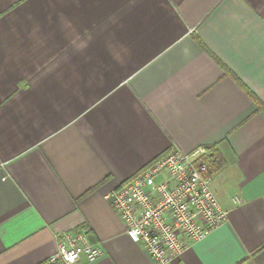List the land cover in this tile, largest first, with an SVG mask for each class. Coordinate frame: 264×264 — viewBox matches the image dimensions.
<instances>
[{
    "label": "crops",
    "instance_id": "crops-1",
    "mask_svg": "<svg viewBox=\"0 0 264 264\" xmlns=\"http://www.w3.org/2000/svg\"><path fill=\"white\" fill-rule=\"evenodd\" d=\"M207 145L228 221L167 264H264V0H0V264H160L104 195Z\"/></svg>",
    "mask_w": 264,
    "mask_h": 264
},
{
    "label": "built area",
    "instance_id": "built-area-1",
    "mask_svg": "<svg viewBox=\"0 0 264 264\" xmlns=\"http://www.w3.org/2000/svg\"><path fill=\"white\" fill-rule=\"evenodd\" d=\"M205 150L171 149L149 162L104 198L118 214L130 241L142 245L156 262L167 264L228 221L211 188ZM103 250L83 231L59 235L45 264H77L83 256L94 261Z\"/></svg>",
    "mask_w": 264,
    "mask_h": 264
},
{
    "label": "trees",
    "instance_id": "trees-1",
    "mask_svg": "<svg viewBox=\"0 0 264 264\" xmlns=\"http://www.w3.org/2000/svg\"><path fill=\"white\" fill-rule=\"evenodd\" d=\"M204 150L205 153L200 157V161L205 164L207 173L211 177L218 169L222 168L225 163L214 145H207L204 147ZM73 231L79 232L82 231V228H75Z\"/></svg>",
    "mask_w": 264,
    "mask_h": 264
}]
</instances>
